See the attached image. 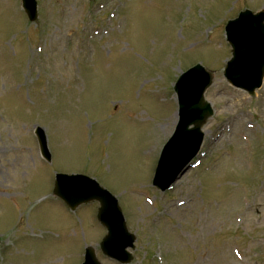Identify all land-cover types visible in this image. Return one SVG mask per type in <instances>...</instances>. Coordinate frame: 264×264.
Instances as JSON below:
<instances>
[{
  "label": "rangeland",
  "instance_id": "rangeland-1",
  "mask_svg": "<svg viewBox=\"0 0 264 264\" xmlns=\"http://www.w3.org/2000/svg\"><path fill=\"white\" fill-rule=\"evenodd\" d=\"M36 2L31 24L20 0H0V264H82L87 247L117 264L99 251L98 205L71 212L53 196L56 174L117 197L136 237L131 264H264V84L250 99L222 78L225 23L264 0ZM196 63L214 73L215 113L198 168L160 193L173 85Z\"/></svg>",
  "mask_w": 264,
  "mask_h": 264
},
{
  "label": "water",
  "instance_id": "water-1",
  "mask_svg": "<svg viewBox=\"0 0 264 264\" xmlns=\"http://www.w3.org/2000/svg\"><path fill=\"white\" fill-rule=\"evenodd\" d=\"M29 19L36 18L34 0H22ZM264 13L252 16L248 12L226 27L227 40L233 49V59L225 68L224 76L235 87L252 93L261 85L264 76ZM211 74L196 66L181 76L175 91L180 102V122L176 132L164 148L153 185L165 191L183 173L193 159L202 142L200 128L210 117L209 108L203 103V94L211 85ZM193 129L189 130V127ZM39 144L43 156L49 160L46 141L38 130ZM54 194L65 201L71 209L81 204L97 201L100 204L98 220L108 230L102 241L101 251L109 258L129 263L131 256L125 249L133 248V236L127 234L123 218L116 201L98 185L84 177L58 176ZM85 264L97 263L93 250L86 252Z\"/></svg>",
  "mask_w": 264,
  "mask_h": 264
}]
</instances>
